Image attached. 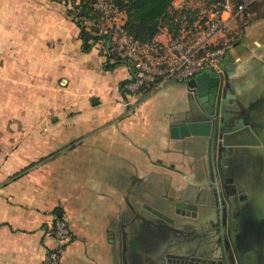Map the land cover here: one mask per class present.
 <instances>
[{"label":"crops","instance_id":"1","mask_svg":"<svg viewBox=\"0 0 264 264\" xmlns=\"http://www.w3.org/2000/svg\"><path fill=\"white\" fill-rule=\"evenodd\" d=\"M258 3L239 23L223 72L240 113L262 99L251 112L264 138ZM106 62L99 49L82 50L64 2L0 0V264H48L59 248L51 264H196L213 247L201 235L214 239L231 203L247 208L254 236L264 232L261 170L253 178L238 156L234 165L247 169L236 178L237 166L210 137L170 136L182 120L206 117L192 88L170 80L128 97L121 83L130 66L106 69ZM231 148L256 153L264 170V144ZM183 202L197 204V215L180 213ZM58 210L72 231L65 245L50 233ZM259 244L237 245L243 264H260Z\"/></svg>","mask_w":264,"mask_h":264},{"label":"built area","instance_id":"2","mask_svg":"<svg viewBox=\"0 0 264 264\" xmlns=\"http://www.w3.org/2000/svg\"><path fill=\"white\" fill-rule=\"evenodd\" d=\"M254 1L224 0L218 7L200 11L192 24L182 23L176 33L162 29L147 42L124 28L125 13L115 0H96L93 8L100 15L98 33L108 35L115 56L132 70L124 86L130 97L138 93L147 96L170 80L188 84L206 72L222 73L223 59L235 40L232 25ZM50 233L65 245L72 234L67 218L56 215ZM61 252L62 248L49 251L47 263L58 262Z\"/></svg>","mask_w":264,"mask_h":264},{"label":"water","instance_id":"3","mask_svg":"<svg viewBox=\"0 0 264 264\" xmlns=\"http://www.w3.org/2000/svg\"><path fill=\"white\" fill-rule=\"evenodd\" d=\"M188 85L194 92L196 107L206 117L190 121L184 119L180 123L173 125L170 131L172 138L178 139L189 136L210 137L213 144L217 143L222 150L234 146H258L264 144V138L258 127L253 123L245 124L240 117L239 106L234 104V95L229 93L230 83L224 72L219 74L216 72L203 73L191 79ZM261 100L254 103L246 111L257 109ZM178 206L183 207L184 210L180 211L183 215H197L198 205L195 203L183 202ZM151 210L166 222L173 223V220L162 212L155 209ZM57 214L62 216V210H58ZM232 223L236 222L232 221ZM248 227L245 229L243 226L241 227L243 230H239L245 235H236L238 231H234V234L231 235L235 249H237L238 238L243 237L246 241L248 238H254L255 232L250 224H248ZM236 255L237 263L243 264L240 257H238L237 251Z\"/></svg>","mask_w":264,"mask_h":264},{"label":"trees","instance_id":"4","mask_svg":"<svg viewBox=\"0 0 264 264\" xmlns=\"http://www.w3.org/2000/svg\"><path fill=\"white\" fill-rule=\"evenodd\" d=\"M67 6V14L81 28L82 50L89 52L93 48L103 50L107 62L104 67L112 69L124 60L115 56L109 46L108 35L99 34L97 23L100 15L94 10L93 4L96 0H59ZM176 0H115V3L125 13L124 28L135 35L141 41L147 42L153 39L162 29L170 34L176 33L182 23L192 24L198 19L201 7L174 5ZM203 3V9L209 10L218 7L224 0H198ZM259 0L254 4L260 8ZM247 10V12H248ZM114 62H113V61ZM130 80V79H129ZM129 80L121 83V91L126 93L124 88ZM126 95V94H125Z\"/></svg>","mask_w":264,"mask_h":264},{"label":"flooded vegetation","instance_id":"5","mask_svg":"<svg viewBox=\"0 0 264 264\" xmlns=\"http://www.w3.org/2000/svg\"><path fill=\"white\" fill-rule=\"evenodd\" d=\"M252 110H243L241 111V115L240 117L243 119V122L245 124H254L256 125V123L253 120L252 117ZM222 152L224 153V158H227V160H229V163L234 165L236 159L238 158V156L247 159V163L245 166H250V162L252 161V154H248L247 152H242L241 150H234L233 148H228L226 150H222ZM256 158V153H255V157H253V159ZM235 167L239 166V163H237L236 165H234ZM250 168V167H249ZM235 168L232 169V171ZM250 171H252L250 174L254 173L253 178H255L256 174H258V172L252 168H250ZM249 184L251 183L252 186H255V183L253 181L248 182ZM246 207H240L239 205L233 204L231 203L228 206V212H227V216L225 219V216L223 214H219L218 219H219V224L215 225L214 227H219V229L217 230V235H212L214 237V239L210 236L206 235H201L202 236V240L201 243H209L211 244L212 247V252L208 255L207 253V257L203 259V261L201 262H197L196 264H238V259H237V255H236V251H238L237 249L234 248L233 246V242L231 239V235H233L234 231L238 233L236 235H245L244 233H242L239 230H243L241 227L244 226V228L246 229L248 227V223H246L247 220H245L246 216ZM226 221V222H225ZM232 221H235L236 223H232ZM241 222V223H240ZM249 228V227H248ZM248 235V234H247ZM250 235V233H249ZM237 245L242 244V246L244 248L250 249V248H254L257 247L258 244L259 245H263L264 246V232L261 231V233L259 232L257 235L244 240L243 237L238 238L237 240ZM219 250V254H218V259H213L212 256L214 255L215 251ZM260 264H264V257H261L260 259Z\"/></svg>","mask_w":264,"mask_h":264},{"label":"rangeland","instance_id":"6","mask_svg":"<svg viewBox=\"0 0 264 264\" xmlns=\"http://www.w3.org/2000/svg\"><path fill=\"white\" fill-rule=\"evenodd\" d=\"M233 1H245V0H233ZM183 5H188V6H193V7H201L202 8V11H205V9H203V3H201L200 1L198 0H187L185 2H179L178 4H176L175 6L177 7H181ZM244 17L240 18L237 22H235L233 25H232V34L234 36V39L236 38V34H237V31L239 30V27L241 26L242 27V24H244V22H242L241 24H239L241 22V20H243ZM245 21V20H244ZM229 52L227 53V57H229ZM242 152H247L246 150H243ZM248 154H251L249 152H247ZM252 161L250 162V168L254 169V171L256 170L259 174V170H261V173L264 175V170H263V165L261 164L260 160H256L255 158L251 159ZM262 165V167L260 168L259 165ZM247 168L246 167H243L241 164H239L238 167H236L232 172H235V175H236V178L238 176L242 177L244 175V171L246 170ZM239 177V178H240Z\"/></svg>","mask_w":264,"mask_h":264}]
</instances>
